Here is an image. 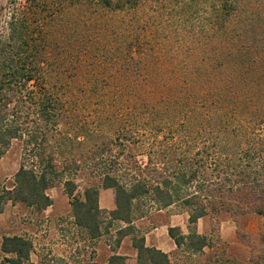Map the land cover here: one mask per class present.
<instances>
[{
	"label": "trees",
	"instance_id": "obj_1",
	"mask_svg": "<svg viewBox=\"0 0 264 264\" xmlns=\"http://www.w3.org/2000/svg\"><path fill=\"white\" fill-rule=\"evenodd\" d=\"M140 1L21 0L20 8H12L7 20L0 19V157L12 140L19 141L22 147L12 186L0 190V212L7 201L44 209L50 205L46 189L62 183L68 189L76 224L97 237L101 235L96 221L100 213L97 191L99 187L110 188L114 208L104 214L110 222L125 224L116 231L115 246L130 235L136 250L135 264H170L166 253L146 246L144 237L136 236L138 230L131 224L134 200L147 198L157 209L180 205L187 215L188 234L168 226L167 235L176 248L194 253L209 247L204 235L190 229L207 212L232 216L253 212L264 219V132L242 143L230 134L226 120H217L228 101L227 87L234 80H254L253 72L263 58L250 54L253 47L246 44L248 48L238 53L230 51L232 59L215 63L217 69L210 71L212 74L198 71L183 74L177 81L162 80L169 88L162 98L167 102L162 104L166 123L162 130L154 127L140 132L136 128L130 134L132 146L127 148V159L113 153L111 139L98 140L97 129L85 148L87 140H80L79 113L75 114L78 105L63 101L49 90L48 62L43 52L50 49L55 20L63 11L75 8L127 12ZM222 2L217 15L233 17L239 13L238 0ZM153 79L148 77L149 81ZM133 95L131 92V101ZM156 107L139 105L136 112L130 113L129 123L145 119L151 127L158 115ZM94 119L99 120L96 115ZM160 131L159 141L154 134ZM145 136L150 137L144 140ZM138 153L144 155V161L136 159ZM87 164L95 166L92 172L97 183L87 182L82 197H75V181L80 168ZM31 247L20 236L3 237L2 251L14 254V258L3 257L0 264H20L27 259ZM125 260L126 256L113 253L106 264H125ZM228 262L224 260L223 264ZM248 263L264 264V252L249 258Z\"/></svg>",
	"mask_w": 264,
	"mask_h": 264
},
{
	"label": "rangeland",
	"instance_id": "obj_2",
	"mask_svg": "<svg viewBox=\"0 0 264 264\" xmlns=\"http://www.w3.org/2000/svg\"><path fill=\"white\" fill-rule=\"evenodd\" d=\"M238 1L239 13L233 17L217 15L222 0H141L134 10L127 12L75 8L63 11L55 20L50 49L43 52L48 62L46 79L49 90L60 95L63 101L78 105L75 114L79 113L80 140H87L82 143L85 148L89 147L90 137L97 129L98 140L111 139L109 147L113 153L127 159V148L132 146L130 134L136 128L140 132L154 127L162 130L166 123L162 119V104L167 102L162 98L169 88L162 80L173 82L183 74L198 71L212 74L217 69L213 66L215 63L232 59V49L238 53L241 48H248L247 45L253 47L250 54L263 59L253 72L254 80L243 83L234 80L227 87L228 101L217 120H226L230 134L242 143L244 139L261 137L264 132V0ZM20 3L21 0H0L1 21L7 20L12 8H20ZM148 77L154 78V82ZM143 104L157 106L158 115L151 127L145 119L137 123L128 121L130 113ZM95 115L99 120L94 119ZM154 135L160 141L162 131ZM149 137L145 136L144 140ZM21 148L19 141L12 140L0 157V190L12 186ZM136 159L144 161L145 157L138 153ZM94 167L87 164L80 168L73 191L75 197H82L87 182L97 183L92 172ZM67 193L62 183L46 189L50 205L41 210L11 202L16 206L8 207L12 219L7 232L10 236L19 233L16 236L32 246L27 259L20 264H106L110 255L118 254L119 246L120 255L128 254L124 255L125 264H135L136 255L132 257L128 253L133 248L130 235L115 246L116 231L125 224L110 222L104 214L114 208L113 190L98 188L100 213L96 221L101 235L97 237L76 224ZM133 209L131 224L138 230L136 236L144 237L146 230L161 224L162 230L171 226L188 234L187 215L178 204L157 209L150 200L141 198L134 200ZM190 229L204 235L209 247L198 253L176 248L170 264H223L224 260H229L225 264H249V258H257L264 252V219L253 212L237 216L207 212ZM1 255L14 258L12 253Z\"/></svg>",
	"mask_w": 264,
	"mask_h": 264
},
{
	"label": "crops",
	"instance_id": "obj_3",
	"mask_svg": "<svg viewBox=\"0 0 264 264\" xmlns=\"http://www.w3.org/2000/svg\"><path fill=\"white\" fill-rule=\"evenodd\" d=\"M15 206H16V204H12L10 201H7L3 205V209L0 212V261L5 256V255L4 256L1 255V254H4L2 249H1L3 237L10 236V234H8V232H7V226H9L10 220L12 218H10V216H9V210L10 209H8V207L12 208ZM14 223H15V225L17 223L15 219H14ZM14 235H20V234L16 232ZM165 237H166V239H165ZM121 241L123 242V239ZM144 243L146 246L155 247L156 249L160 250L161 252L166 253L169 256L170 263L172 262L171 261V255L175 251L176 246H175L174 242L172 241V239L168 237L167 228L165 227V229L162 230V224L159 227H152V228L146 230V232H144ZM119 249H120V246L118 247V252H117L118 254H120L119 251H121ZM128 253H130V255L132 257H135V255H136V252L133 248H131ZM121 255H128V254L121 253Z\"/></svg>",
	"mask_w": 264,
	"mask_h": 264
}]
</instances>
